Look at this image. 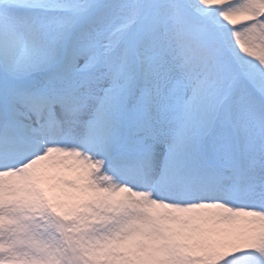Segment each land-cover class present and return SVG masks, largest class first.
Returning <instances> with one entry per match:
<instances>
[{"label":"snow or ice","instance_id":"obj_1","mask_svg":"<svg viewBox=\"0 0 264 264\" xmlns=\"http://www.w3.org/2000/svg\"><path fill=\"white\" fill-rule=\"evenodd\" d=\"M0 264H264V0H0Z\"/></svg>","mask_w":264,"mask_h":264}]
</instances>
